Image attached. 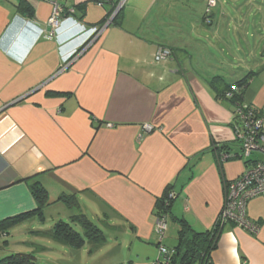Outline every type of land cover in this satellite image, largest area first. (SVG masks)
Segmentation results:
<instances>
[{
    "label": "crops",
    "instance_id": "0c3cea01",
    "mask_svg": "<svg viewBox=\"0 0 264 264\" xmlns=\"http://www.w3.org/2000/svg\"><path fill=\"white\" fill-rule=\"evenodd\" d=\"M22 1L0 0V221L34 210L31 185L39 182L48 209L71 213L60 198L74 195L76 209L104 227V243L76 249L88 264H156L161 246L177 245V219L211 229L226 184L248 165L233 158L239 147L226 162L217 157L214 143L235 141L236 117L209 81L250 74L243 102L263 110L264 51L254 62L226 59L232 20L218 5L207 20L189 6L181 13L175 0H25L30 17L18 9ZM52 2L67 14L49 37ZM121 2L120 25L91 38ZM199 20L222 53L196 39ZM161 46L172 56L157 62ZM168 187L177 198L160 240L155 215ZM247 215L259 232L225 225L214 264H264V195L248 203Z\"/></svg>",
    "mask_w": 264,
    "mask_h": 264
},
{
    "label": "trees",
    "instance_id": "16d2710c",
    "mask_svg": "<svg viewBox=\"0 0 264 264\" xmlns=\"http://www.w3.org/2000/svg\"><path fill=\"white\" fill-rule=\"evenodd\" d=\"M116 7L114 10H116ZM18 9L21 13L27 14L30 17H32L34 14L33 8L25 0L19 4ZM121 12L122 11H120L112 20V22L116 25H120L121 23ZM208 16L209 15L207 14V20H210ZM249 76L250 74L243 77V79L232 83L222 75L215 76L209 81V84L213 89L217 100L222 102L228 101L233 104L234 115L236 117V122L232 124L234 131H236L243 122L240 118L239 112L241 109H245V105H247L249 110H252L258 114L259 117H264V109L259 110L253 108L249 104H244L243 102V93L246 84L248 83ZM241 146V143L235 139L233 144L218 145L217 143H214L213 147L214 150H216L217 157L219 159L222 154H229L232 150H237L236 148L239 147L238 151H236V154H238L239 150H241ZM233 158L237 157L234 156ZM230 159L231 158L223 161L220 158V161L226 162ZM172 191V187H168L166 189L164 195L157 202V211L168 213L171 211L172 204L177 198L175 195V197L169 201L168 197ZM31 193L36 201V208L32 211L1 220V236L7 235L9 228H11L15 223H18L29 216L44 215V208L49 205L48 192L46 188H44L39 182H35L31 185ZM60 200L65 202L70 208H79V204L74 195H63ZM168 201L170 205L169 207H166ZM176 221L178 222L177 245L170 249V254L164 256L163 259L167 261L168 264H214L212 261V253L218 247L219 238L224 226L217 225L216 221L211 229L200 232L194 230L185 219H177ZM71 222L80 225L82 232L76 231L71 224L60 221L59 223H56L51 230L45 233L55 243L70 247L72 249L82 248L87 241L97 246L106 241V236L103 231L96 224L90 221L83 213L74 215L71 218ZM162 261L163 260L161 259L160 262L162 263ZM0 264L38 263L32 254L16 253L1 259Z\"/></svg>",
    "mask_w": 264,
    "mask_h": 264
},
{
    "label": "rangeland",
    "instance_id": "374dc122",
    "mask_svg": "<svg viewBox=\"0 0 264 264\" xmlns=\"http://www.w3.org/2000/svg\"><path fill=\"white\" fill-rule=\"evenodd\" d=\"M218 9L228 11V19L232 20L230 27L229 39L234 41L226 44L227 39L222 40L223 48L226 50L225 58L233 60L234 57L243 62H254L253 57L261 59L264 51V0H217ZM208 0H190V4L186 0H175L174 6L181 9V13L188 11V6L201 19L208 9ZM216 8L213 10L215 11ZM220 10H218V13ZM235 20H241L244 26L236 27ZM199 26L196 29V39L202 44L213 45L216 52L222 53L223 48L217 46V42H207L204 38L208 27L203 25L199 20ZM198 25V24H197ZM209 43V44H207ZM254 55V56H253ZM234 61V60H233ZM244 66V65H243ZM212 73L213 69L210 68ZM66 210H59L60 207L52 206L44 215L29 216L26 219L15 223L7 231V235H0V260L16 253L32 254L36 258L38 264H88L90 260L87 254L80 250L70 247L50 243V238L45 232L51 230L56 223L63 221L69 223L72 227L82 232L81 226L71 222L67 217L69 214L74 216L80 214L76 208H70L66 205ZM99 228H104L98 220H93ZM88 251L90 244L84 247ZM82 260V261H81Z\"/></svg>",
    "mask_w": 264,
    "mask_h": 264
},
{
    "label": "built area",
    "instance_id": "2783aa9c",
    "mask_svg": "<svg viewBox=\"0 0 264 264\" xmlns=\"http://www.w3.org/2000/svg\"><path fill=\"white\" fill-rule=\"evenodd\" d=\"M124 2H121L117 6L120 9ZM53 13L48 21V27L50 28L49 37L53 36L62 25L64 21L65 11L61 5L57 2H52ZM102 5V3H100ZM207 14H211L212 10L217 6V0H208ZM115 11V13H116ZM73 13V11H72ZM108 24L104 27L94 28L93 38H97L101 35ZM172 56L170 49L165 47H159L155 54V60L157 62L169 59ZM245 109H241L239 112L240 118L243 121L237 128L235 133V139L241 143V150L234 155L235 157L245 160L247 162L246 171L236 180L230 181L226 184V194L224 206L221 214L217 219V225L225 226L232 224L239 226L251 234H257L260 229V225L251 221L247 215L248 203L257 197L264 195V117H259L254 111L249 110L247 105ZM253 109V108H252ZM221 160L225 161L231 158L230 154H222ZM175 193L172 191L169 194V201L175 197ZM167 203L166 207H169L170 203ZM168 212L157 211L155 215V232L160 240H163L168 231ZM160 256L156 264H168L163 259L164 256L170 254V249L161 246ZM163 260L162 263L160 260Z\"/></svg>",
    "mask_w": 264,
    "mask_h": 264
},
{
    "label": "clouds",
    "instance_id": "9594fccd",
    "mask_svg": "<svg viewBox=\"0 0 264 264\" xmlns=\"http://www.w3.org/2000/svg\"><path fill=\"white\" fill-rule=\"evenodd\" d=\"M217 5H218V1H217ZM117 6H118V5H117ZM216 7H217V6H216ZM116 9H117V7H116ZM121 9H122V7H121ZM115 11H116V10H115ZM114 14H115V12H114ZM114 14H113L112 20H113L114 17L116 16V15L114 16ZM209 15H210V14H209ZM112 20H111V22H112ZM93 36H94V34H92L90 37L93 38Z\"/></svg>",
    "mask_w": 264,
    "mask_h": 264
},
{
    "label": "water",
    "instance_id": "95a60500",
    "mask_svg": "<svg viewBox=\"0 0 264 264\" xmlns=\"http://www.w3.org/2000/svg\"><path fill=\"white\" fill-rule=\"evenodd\" d=\"M120 10H121V8L116 11V13L114 14V16L117 15L120 12Z\"/></svg>",
    "mask_w": 264,
    "mask_h": 264
}]
</instances>
